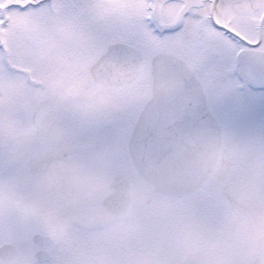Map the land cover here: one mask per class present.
Returning <instances> with one entry per match:
<instances>
[{"label": "snow or ice", "instance_id": "1", "mask_svg": "<svg viewBox=\"0 0 264 264\" xmlns=\"http://www.w3.org/2000/svg\"><path fill=\"white\" fill-rule=\"evenodd\" d=\"M0 264H264V0H0Z\"/></svg>", "mask_w": 264, "mask_h": 264}]
</instances>
